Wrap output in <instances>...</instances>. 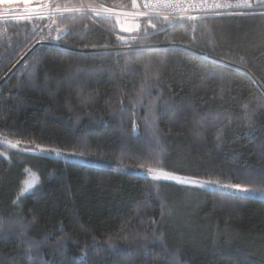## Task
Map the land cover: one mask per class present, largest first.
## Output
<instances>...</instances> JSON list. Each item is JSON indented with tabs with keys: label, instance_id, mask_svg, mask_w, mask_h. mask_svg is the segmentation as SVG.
<instances>
[{
	"label": "trees",
	"instance_id": "obj_1",
	"mask_svg": "<svg viewBox=\"0 0 264 264\" xmlns=\"http://www.w3.org/2000/svg\"><path fill=\"white\" fill-rule=\"evenodd\" d=\"M164 18H140L130 45L108 16L0 20V134L84 153L0 156V264H264V201L114 169L264 189V12ZM148 61L160 86L141 97Z\"/></svg>",
	"mask_w": 264,
	"mask_h": 264
},
{
	"label": "snow or ice",
	"instance_id": "obj_2",
	"mask_svg": "<svg viewBox=\"0 0 264 264\" xmlns=\"http://www.w3.org/2000/svg\"><path fill=\"white\" fill-rule=\"evenodd\" d=\"M14 2H19V0H0V5H6V6L10 7ZM155 2H156V6H159L161 3L171 4L172 0H155ZM204 2H206V0H204ZM22 3L24 4V12L26 13V15L13 16L12 17L13 19H15L17 21L29 20L33 17L34 14L38 15V14L44 13V14H46L47 18L52 21V24L48 25L49 28H51L52 25H54L56 23L55 18L57 16H63L66 13H82V12H85L87 10H90L91 12H93L98 17L104 16V15H107L108 17H110L113 14L112 9L105 8L103 6H101V7H90V9H86L83 5H81L80 7H67V6L61 7L59 4H51V3L46 2L37 8H33L31 6L32 0H22ZM152 6L153 5H152L151 0H148V2H146L144 4L145 8H151ZM215 6L216 7H223L224 5L216 4ZM132 7H133V9L137 8V0H132ZM9 15H10V13L8 10H5L4 12H0V20L8 19ZM125 15H131V16L135 17V16H140V15H148V13H142V12L134 11L132 13H125ZM164 19L167 20L168 17H165ZM189 19H195V17H189ZM149 25L153 29L156 28L155 24H151V21H149ZM139 28H140V26L137 24L135 26V28L126 27L123 30L127 31V32H133V31L138 32ZM57 31L59 32L60 30L58 29ZM54 39L58 40L59 35L57 37H55ZM136 39H137L136 36L131 37V39H126L124 36L118 37V40L121 43L126 44V45H130V44L135 43ZM35 43H40V41H36ZM143 50H144L143 47L141 49H133V48L129 47L126 50L125 54H130L133 51H143ZM117 54L120 55L121 53H117ZM143 75H144L145 83L141 86V90H140V94H139L141 97L145 93H147L151 88L160 86L161 69L159 66L153 64L151 61H148V62L144 63V65H143ZM153 81H155V83H153ZM154 106H155V101L152 102L151 107L154 109ZM121 107H123L122 101H121ZM246 116H247V113H246ZM136 128H137L136 122L133 121V124H132L133 132L136 131ZM3 143H5L8 146H10L11 148L15 149L18 146V144L20 143V141H12V140L5 138ZM35 148L41 152L50 151V152H55L57 156L61 155V151L58 149L45 148L44 146L39 145V144L35 145ZM31 150L32 149H30V148L25 149V151H31ZM71 155L83 157L84 153L83 152L72 153ZM156 164L159 165L160 161L157 160ZM130 167H134V168H138V169H144L145 165L140 164L138 166H130ZM147 174L150 175L153 180H160V179L175 180L180 184H194V185H198L200 188H212L213 190H218L222 195L236 196L237 194H239L240 198H245V199L259 198L260 200L264 201V189H257V188L251 187L249 184H245V183H231V182L221 183L219 180H215V179H206V180L192 179L190 177H183V176L177 175L175 173L165 171L161 167H151V166L147 167ZM38 182H39L38 177L36 176L35 173L31 174V179L22 181L21 182L22 186L20 187V189L17 193L16 199L13 201V204H16L21 197H23L26 193H28L30 190H32L38 184ZM162 215H163V211H162ZM7 227L9 229H12L14 227V225L9 224ZM3 228H4V224L2 221H0V229H3ZM24 234L25 233L23 231V226H21V235H24ZM124 238L127 239V237H124ZM154 238H156V237L154 236ZM27 243H28V252L29 253H31L34 248H38L40 246V242L35 241V240L27 241ZM109 246L110 247L112 246L111 240L109 241Z\"/></svg>",
	"mask_w": 264,
	"mask_h": 264
},
{
	"label": "built area",
	"instance_id": "obj_3",
	"mask_svg": "<svg viewBox=\"0 0 264 264\" xmlns=\"http://www.w3.org/2000/svg\"><path fill=\"white\" fill-rule=\"evenodd\" d=\"M51 0H32V7L37 8L40 5ZM139 3V9L133 8H121L114 6H107L103 4L84 6L86 9L90 7H105L112 9L113 14L110 17H133L131 15H125V13H132L134 11L148 13V15L135 16V18L145 17H172L177 19H183L187 17H203L212 15H230L239 13H262L264 12V0H172L171 4L161 3L156 6L155 0H151L152 7L145 8L144 4L148 0H137ZM216 4H222L223 7H216ZM81 6V5H80ZM78 6V7H80ZM5 10L21 11L18 14L26 15L24 12L23 3H13L10 7L6 5H0V12ZM84 13L94 14L90 10ZM107 16V15H104Z\"/></svg>",
	"mask_w": 264,
	"mask_h": 264
},
{
	"label": "rangeland",
	"instance_id": "obj_4",
	"mask_svg": "<svg viewBox=\"0 0 264 264\" xmlns=\"http://www.w3.org/2000/svg\"><path fill=\"white\" fill-rule=\"evenodd\" d=\"M131 8H133V7H131ZM136 9H139L138 1H137V8ZM19 12H21V11H17V12L10 11L9 12L10 15H9L8 19H13L12 18L13 16H20V14H18ZM43 14L44 13H41V15H43ZM38 15H40V14H38ZM38 15L34 14L32 18H34V17L37 18ZM44 15H46V14H44ZM113 19H115V23H116V26H117V29H118V32H119L120 35H123L125 37H130V38L137 35V33H138L137 31L127 32V31H124L123 29L126 28V27L135 28V26L137 24L138 25L140 24V20H141L140 18H135V17H113ZM5 138H7L9 140H12V141H17V140L9 138L7 136H4V135L0 134V145L10 149L11 151H13V154H9V153L3 154V152L0 151V156L5 158L6 160L8 158L11 159V155H15V156L16 155H22V156H24V155H42V156H49V157L60 158V159H65V160H77V161L78 160H82V158L79 157V156L71 155L72 154L71 152H66L64 150L58 149V150L61 151V155L57 156L55 152H50V151L41 152V151H39L38 149L35 148V145H27V144H24V143H19L18 146L15 149H13L10 146H8L7 144L3 143ZM26 148H30L32 150L31 151H25ZM49 149H54V148H49ZM15 158L17 159L18 157H15ZM91 164L104 165L102 162H91ZM114 169H116V170H124V171H133V169L131 167H129V166L127 168V167L121 166V165L114 166ZM135 173L146 174L149 177V179L151 181H153V182L168 181V182H173V183L180 184V183H178L175 180H164V179L153 180L151 178V176L147 174V168L146 169H137V171ZM31 174L32 173H29L27 175L28 178L26 180L31 179ZM192 179H198V178H192ZM200 180H206V179H200ZM221 183H224V182H221ZM181 185H186V186H192V187L200 188L198 185H194V184H181ZM202 189H211V190H213L212 188H202ZM32 190H30V191H32ZM237 195H239V194H237ZM255 199H259V198H255ZM3 224H4V228H7V226L9 225V224H5V223H3Z\"/></svg>",
	"mask_w": 264,
	"mask_h": 264
},
{
	"label": "bare ground",
	"instance_id": "obj_5",
	"mask_svg": "<svg viewBox=\"0 0 264 264\" xmlns=\"http://www.w3.org/2000/svg\"><path fill=\"white\" fill-rule=\"evenodd\" d=\"M14 3H17V2H14ZM18 3H22V0H19V2Z\"/></svg>",
	"mask_w": 264,
	"mask_h": 264
}]
</instances>
